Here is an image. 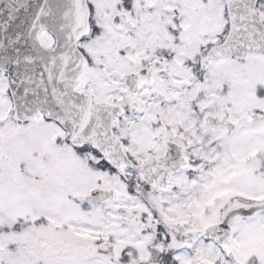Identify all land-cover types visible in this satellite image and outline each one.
<instances>
[{
	"label": "snow or ice",
	"instance_id": "1",
	"mask_svg": "<svg viewBox=\"0 0 264 264\" xmlns=\"http://www.w3.org/2000/svg\"><path fill=\"white\" fill-rule=\"evenodd\" d=\"M0 264H264V0H0Z\"/></svg>",
	"mask_w": 264,
	"mask_h": 264
}]
</instances>
